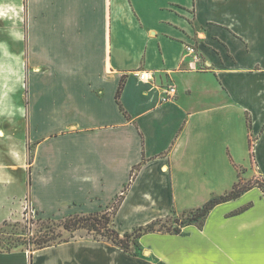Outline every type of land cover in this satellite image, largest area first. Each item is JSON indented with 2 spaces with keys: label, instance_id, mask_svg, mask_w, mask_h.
Here are the masks:
<instances>
[{
  "label": "crops",
  "instance_id": "obj_1",
  "mask_svg": "<svg viewBox=\"0 0 264 264\" xmlns=\"http://www.w3.org/2000/svg\"><path fill=\"white\" fill-rule=\"evenodd\" d=\"M1 7L12 18L0 20V188L28 182L37 215L101 212L130 183L114 218L123 236L171 214L183 219L240 181L251 188L202 227L144 235L136 254L78 237L0 252V264H264L255 185L264 178V0ZM123 79L129 118L116 100ZM169 87L177 95L164 103Z\"/></svg>",
  "mask_w": 264,
  "mask_h": 264
},
{
  "label": "trees",
  "instance_id": "obj_2",
  "mask_svg": "<svg viewBox=\"0 0 264 264\" xmlns=\"http://www.w3.org/2000/svg\"><path fill=\"white\" fill-rule=\"evenodd\" d=\"M124 89V79L121 81L120 86L118 88L116 94L117 103L120 106V110L124 112L127 118H129L127 112L124 110L120 96ZM252 148V143H251ZM31 164V161L29 162ZM138 166L136 169H139ZM130 183L125 187L123 193L120 195L119 199L113 203V205L105 209L101 212L91 213L88 215H74L67 217L63 221L60 222L59 226L63 227L65 230L70 232H76L79 230L86 229L90 233L95 232L102 237L99 239L97 237H93L94 240L101 241H109L114 245L118 246L125 252L134 253L137 252L132 250V248L140 249L138 240L142 238L144 235L154 232H163L170 234H180L183 226L186 224L185 222H180L177 228L167 227L163 220H155L145 226H140L136 228L131 233H126L123 236L117 231L115 228L114 218L116 217L119 208L121 207L123 200L125 198V193L128 190ZM255 185L259 187L264 193V178H261L255 182ZM251 188V184H244L242 181L237 183L234 188L225 195H222L218 198H214L208 201L203 207L197 209L193 212L192 218L188 223L197 222L199 227H202L203 221L209 212L215 208L218 204L228 202L234 199L239 198L244 192ZM119 197V196H118ZM26 213V212H25ZM26 222H29L27 218L24 219ZM39 221L43 223V225L53 224V220L51 218H39ZM20 222H16V224H10L8 222H4V226L14 227L17 226ZM33 223V222H32ZM1 229V226H0ZM54 228L50 226H46L45 231H40L38 236H30V234L22 233L18 237L14 238V234H9V237L1 240L0 242V252L1 253H11L14 250L19 249L20 245H33L34 250L42 249L48 246L57 245L63 242H68L70 239L62 240L58 243H54L59 235H57L54 231ZM1 234L5 232L0 230ZM31 250V249H30ZM21 251H25L24 249Z\"/></svg>",
  "mask_w": 264,
  "mask_h": 264
},
{
  "label": "rangeland",
  "instance_id": "obj_3",
  "mask_svg": "<svg viewBox=\"0 0 264 264\" xmlns=\"http://www.w3.org/2000/svg\"><path fill=\"white\" fill-rule=\"evenodd\" d=\"M0 12L5 14V17H2V19L0 20L4 22L8 21L10 23V20L12 17H11V14H9V8L1 7ZM3 68H4V64L1 63L0 71H2ZM26 101H27V98H26V95H24V105L26 104ZM21 127H23L21 129L22 133L26 131L25 125H22ZM251 143L253 145L252 141ZM31 154L32 153H31V148H30L29 162L31 161ZM29 189H28V182L25 184V186L23 184V186L17 185L13 187H8L7 189H5V187L0 188V226H1L0 230L5 232L4 234L0 233V242L1 240L8 238L10 233L14 234L13 235L14 238L18 237L22 233L30 234V236H38L41 230L45 231L46 226H50L54 228L53 231L57 235H59V237L54 243H58L66 239L71 240V239L78 238V237L93 238L95 236L99 239H102V237L98 235L97 233L95 232L90 233L86 229L79 230L76 232L67 231L63 227L59 226L60 222L63 220H57V218L52 215H44V217L37 215L33 211V209L30 207ZM119 198L120 196L117 197V199ZM193 215L194 214L191 212L187 215V217H184L182 219L181 217H178L175 214H171L169 215L167 219L163 221L165 222V225H167V227L177 228L180 222L188 223ZM40 217L41 218H51L53 220V224L51 223V224L43 225V223L39 221ZM25 218H27L29 222H26L24 220ZM4 222H8L10 224H16V222H20V223L14 227H10V226L7 227L3 225ZM23 249L25 251H32V249H34V246L31 244L29 245L22 244L20 245L19 249H16L14 251H21ZM132 250L138 252V249L136 248H132Z\"/></svg>",
  "mask_w": 264,
  "mask_h": 264
},
{
  "label": "built area",
  "instance_id": "obj_4",
  "mask_svg": "<svg viewBox=\"0 0 264 264\" xmlns=\"http://www.w3.org/2000/svg\"><path fill=\"white\" fill-rule=\"evenodd\" d=\"M187 52H189L190 54H194L195 58L197 59V54H196V49L193 46H188L187 47ZM150 77L147 73L141 74L140 75V80L141 81H147L149 80ZM177 95V90L175 87H169L167 89V91L165 92V96L162 98V101L164 103L169 102L171 100H173Z\"/></svg>",
  "mask_w": 264,
  "mask_h": 264
},
{
  "label": "bare ground",
  "instance_id": "obj_5",
  "mask_svg": "<svg viewBox=\"0 0 264 264\" xmlns=\"http://www.w3.org/2000/svg\"><path fill=\"white\" fill-rule=\"evenodd\" d=\"M2 10H3V9H2ZM2 17H5V14L0 13V18H2ZM1 136H3V134H1Z\"/></svg>",
  "mask_w": 264,
  "mask_h": 264
}]
</instances>
